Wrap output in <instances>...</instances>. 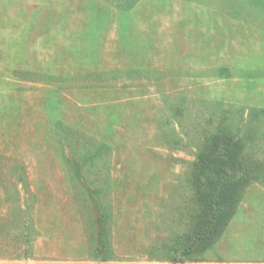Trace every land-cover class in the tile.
I'll list each match as a JSON object with an SVG mask.
<instances>
[{
    "label": "rangeland",
    "instance_id": "rangeland-1",
    "mask_svg": "<svg viewBox=\"0 0 264 264\" xmlns=\"http://www.w3.org/2000/svg\"><path fill=\"white\" fill-rule=\"evenodd\" d=\"M0 264H264V0H0Z\"/></svg>",
    "mask_w": 264,
    "mask_h": 264
},
{
    "label": "trees",
    "instance_id": "trees-1",
    "mask_svg": "<svg viewBox=\"0 0 264 264\" xmlns=\"http://www.w3.org/2000/svg\"><path fill=\"white\" fill-rule=\"evenodd\" d=\"M224 148L226 149V151L228 150V147H224ZM220 155H221V153H220ZM18 180L23 185H25V186L27 185V180H26V178H25L23 173L19 174ZM227 181H230L233 186H236V183L234 181V175L232 174V172H228L227 173ZM220 204H221L220 201H218V202L216 200L215 201H210V208H211L213 220H218V221L220 220L219 222H222L221 217L223 216L222 212L224 210H222V207L220 206ZM221 225H224V223H222Z\"/></svg>",
    "mask_w": 264,
    "mask_h": 264
}]
</instances>
